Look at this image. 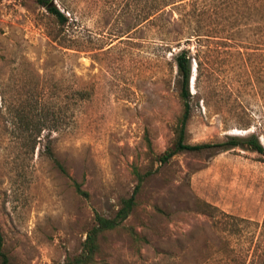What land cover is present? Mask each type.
<instances>
[{"label":"rangeland","instance_id":"374dc122","mask_svg":"<svg viewBox=\"0 0 264 264\" xmlns=\"http://www.w3.org/2000/svg\"><path fill=\"white\" fill-rule=\"evenodd\" d=\"M53 1L69 19L61 44L35 0H0V233L11 263L61 264L79 253L94 212L113 216L137 169L150 175L128 219L100 237V264H264V156L233 149L156 160L182 113L171 52L194 46L187 33L176 35L177 13L152 17V0ZM218 23L201 25L212 32ZM237 72L211 59L200 79L206 108L193 63L188 143L243 134L234 125L251 119L264 145L263 83L252 74L243 87ZM225 75L240 84L234 98L245 105L229 131L218 96Z\"/></svg>","mask_w":264,"mask_h":264},{"label":"trees","instance_id":"16d2710c","mask_svg":"<svg viewBox=\"0 0 264 264\" xmlns=\"http://www.w3.org/2000/svg\"><path fill=\"white\" fill-rule=\"evenodd\" d=\"M154 4L149 12L152 17L158 15L166 9L176 12L180 21V31L175 32L178 37L187 33L189 39L185 42L194 41L193 51L190 48H181L177 43V51L171 52L172 61L176 69L175 86L177 96L181 103L182 113L175 127V140L171 147L156 157V160L162 165L168 163L179 153H210L218 154L233 149L251 151L264 156V145L260 141L262 133L260 128L253 126L255 130L251 131V119H247L242 124L234 125L237 129L244 131L243 134L235 135L231 133L224 134L223 138L211 143L190 144L186 141L187 124L192 116L194 96L190 92V81L192 75L193 63L197 66L199 72L197 76L196 97L202 101L206 108L209 107L207 96H205V87H200V79L203 69L210 68L211 59L215 58L219 67L226 66V69L238 71L237 82L245 87L252 74H257L260 82L263 83L262 99L264 101V0H152ZM35 2L44 8L52 18L57 28V40L61 44L63 41L68 17L61 12L53 3V0H35ZM244 9L243 16L240 15V9ZM233 16L229 12L234 10ZM245 20L243 27L239 26L241 19ZM219 20L218 29H204L202 21L214 24ZM196 23V28L188 29L185 32L183 24ZM244 28V31H243ZM204 33V34H203ZM212 33V34H211ZM211 34V35H208ZM245 35V36H244ZM179 41V40H178ZM65 47H70L68 43H62ZM210 78V76H209ZM219 87L218 96L222 106L229 107L228 113L231 117H222V126L225 131L232 128L230 122L232 118L242 120L243 116L238 113V109L245 114V105L237 98H234V88L241 91L240 84L234 87L229 81L227 75ZM252 83V82H251ZM255 91V87L253 86ZM76 95L80 99H87L88 93L84 90H76ZM237 97V96H236ZM264 104V103H263ZM220 108V107H219ZM221 110V109H219ZM43 127L39 129L41 132ZM233 129V128H232ZM55 166L64 174L66 173L63 165L53 157ZM136 178V185L129 197H123L120 200L119 207L113 216L107 217L98 212H94V224L86 233L82 242L80 252L68 255L61 264H100L96 256L100 251L99 239L103 233L119 228L131 215L137 205L136 196L140 191L142 183L150 175V172L141 173L137 169L133 171ZM75 192L83 197H88V193L82 189V184L73 181ZM135 236V233H132ZM0 264H12L8 255L3 249V237L0 233ZM104 264V263H102Z\"/></svg>","mask_w":264,"mask_h":264},{"label":"water","instance_id":"95a60500","mask_svg":"<svg viewBox=\"0 0 264 264\" xmlns=\"http://www.w3.org/2000/svg\"><path fill=\"white\" fill-rule=\"evenodd\" d=\"M53 3H54V1H53Z\"/></svg>","mask_w":264,"mask_h":264}]
</instances>
